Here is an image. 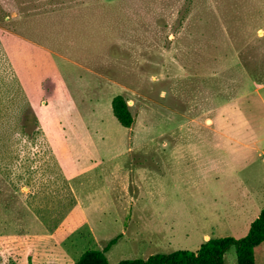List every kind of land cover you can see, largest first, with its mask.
Listing matches in <instances>:
<instances>
[{"label": "rangeland", "instance_id": "obj_1", "mask_svg": "<svg viewBox=\"0 0 264 264\" xmlns=\"http://www.w3.org/2000/svg\"><path fill=\"white\" fill-rule=\"evenodd\" d=\"M263 209L264 0H0V264L195 252Z\"/></svg>", "mask_w": 264, "mask_h": 264}, {"label": "trees", "instance_id": "obj_2", "mask_svg": "<svg viewBox=\"0 0 264 264\" xmlns=\"http://www.w3.org/2000/svg\"><path fill=\"white\" fill-rule=\"evenodd\" d=\"M121 95L111 99V113L124 129L134 123L127 101ZM114 238L101 250H86L70 264H109L106 253L116 243ZM264 242V209L250 223L242 238L218 237L204 241L195 252L178 250L168 254H155L147 259L122 260L118 264H224V255L233 248L236 264H255L254 249Z\"/></svg>", "mask_w": 264, "mask_h": 264}, {"label": "crops", "instance_id": "obj_3", "mask_svg": "<svg viewBox=\"0 0 264 264\" xmlns=\"http://www.w3.org/2000/svg\"><path fill=\"white\" fill-rule=\"evenodd\" d=\"M75 207V206H74ZM12 235H7V236H4V235H2V237H4V238H6L5 240H8V241H10V239L12 238L11 237ZM26 244V242L25 241H23V245H25ZM65 245H67V246H70L68 243H66ZM82 254V253H81ZM80 254V255H81ZM79 258V257H78ZM75 262V261H74ZM73 263V262H72Z\"/></svg>", "mask_w": 264, "mask_h": 264}]
</instances>
